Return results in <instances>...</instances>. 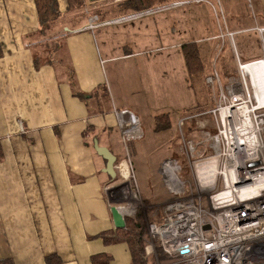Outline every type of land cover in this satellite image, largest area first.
Segmentation results:
<instances>
[{"label": "crops", "instance_id": "0c3cea01", "mask_svg": "<svg viewBox=\"0 0 264 264\" xmlns=\"http://www.w3.org/2000/svg\"><path fill=\"white\" fill-rule=\"evenodd\" d=\"M57 2L60 12H64L66 0ZM95 3H90L91 17L79 25L63 27L76 85L88 95L83 101L72 93L68 81L57 79L52 64L35 66L33 62V55L44 53L45 41L53 42V48L57 40L38 37L33 0H0V256L12 257L15 264H46L47 255L57 256L60 262L56 264H94L97 255L107 256V264H130L125 241L104 243L99 235H114L121 229L114 227L111 200H121L115 205L127 217L121 207H125L124 197L130 189L124 185L109 193L107 190L121 182V166L129 156L119 119L129 122L134 116L139 123V118L129 107H110L103 65L141 56L144 51H129L128 43L156 40L158 33L157 28L154 32L146 27L144 31L125 33L123 25L122 31L115 26L110 32L116 36L119 48L115 50L113 42L105 38L107 28H100L103 44L108 47L102 56L95 31L100 25H109L105 20L112 16L100 19L106 2ZM222 5L228 16L226 29L237 32L235 47H241V37L246 35L249 50L240 51L241 55L258 57L260 45L251 51L249 41L255 37L259 44V36L247 32L254 26H264V0H222ZM97 8L100 13L94 11ZM160 12L158 9L155 14ZM150 14L154 13L142 17ZM207 20L204 30L216 31ZM181 30L189 33L185 24ZM213 35L217 36L215 32ZM130 75L132 80L140 78L137 71ZM116 85H121V80ZM99 86H104L107 94L97 90ZM86 128L92 129L84 131ZM94 138L115 156V176L106 172V160L93 148Z\"/></svg>", "mask_w": 264, "mask_h": 264}, {"label": "built area", "instance_id": "2783aa9c", "mask_svg": "<svg viewBox=\"0 0 264 264\" xmlns=\"http://www.w3.org/2000/svg\"><path fill=\"white\" fill-rule=\"evenodd\" d=\"M252 29L261 54L241 59L234 43L237 32L226 30L237 74L223 83L213 68L205 77L217 90L206 112L214 128L202 129L196 140L181 134L185 168L176 158L159 163L160 180L170 197L160 207L161 222L147 225L144 251L153 256V264H264V26ZM218 36L224 39L223 33ZM119 123L124 143L139 135L130 121L120 118ZM135 212L134 207L126 216ZM157 245L166 259L158 256Z\"/></svg>", "mask_w": 264, "mask_h": 264}, {"label": "rangeland", "instance_id": "374dc122", "mask_svg": "<svg viewBox=\"0 0 264 264\" xmlns=\"http://www.w3.org/2000/svg\"><path fill=\"white\" fill-rule=\"evenodd\" d=\"M184 1L188 2L181 3ZM101 2H106V4L104 15L103 17L100 15V19L112 16L110 20H105V24L109 25L96 27L99 28L96 29L95 33L98 39V49L102 56L105 55L108 47L106 43L103 44L102 37L104 33L103 29L100 28H107L105 34L108 36L105 38L108 42H113L112 46L115 50L119 47L116 36H111L110 34L112 32L111 28L118 26L122 31V27H124L125 33L129 30L144 31V27L152 28L156 32L157 28L158 36L156 35V40L147 42L145 40H136L135 42L128 43L126 46L129 51H144L141 56H133L128 60L121 59V61L105 62L103 65L107 77L106 84L110 107L119 109L121 107H129L139 118L138 125L140 132L132 141L134 142L132 145L135 153L131 154L129 151L128 159L121 166V173L123 174L122 167H124L127 177H120V179L121 182H127L125 186L130 189L129 196L126 195L124 197V203L126 204H123V206H131L136 209L134 216H127L125 219H133L140 213L147 232L148 223L142 212L145 209V205H153L155 214L161 211L160 207L164 203V200H168L170 197L162 182H160V176L157 174L159 163L169 156L178 157L180 161L185 160L182 152L181 134L186 138L196 140L199 138L202 129L212 130L214 128L212 117L206 112L213 106L217 90L205 82L206 75L211 69L215 68L224 83L228 77L236 76L237 74L235 53L230 39L225 35L226 26H229L228 16L224 11L222 0H220L219 5L217 4L218 0H165V4L157 6L158 8L152 7L151 10L147 9L154 14L146 17H142V15L121 20V15H126H124V10L120 9L116 3H122L124 0H101ZM90 3L96 4L95 2L86 0L84 16L72 18L79 22L82 17V20H85V17L88 18L89 15L91 17L93 10L90 9ZM110 4H115V6ZM159 8L162 12L155 14ZM99 10L100 8L94 9L95 12H99ZM118 18L119 20H116ZM206 19L212 22L217 36L221 33L224 34V39L213 35L214 32L211 28H208L209 30L207 29L206 31L204 30L203 25L206 24ZM69 20L72 19L69 18ZM185 20L189 21V23L186 24ZM183 21H185L184 24L189 29L187 35L185 32L182 33L181 30L184 25L182 24ZM219 24L221 29L219 28ZM121 25L123 26L121 27ZM173 30L175 31L174 34L170 36ZM247 33L251 36L256 35L253 29ZM242 36V40L240 41L241 47L239 48L237 44L236 50L237 53L239 52L240 58L246 60L248 58H244L240 51L245 53L249 50V47H247V41L244 38L246 35ZM203 38H206L205 42ZM238 38L236 40L237 43ZM119 40H121V37ZM183 41L197 42L201 50V56L205 61L203 78L201 80L202 84L199 83L194 87L190 81L186 80V70L181 54L182 50L181 46L178 45V42L181 43ZM257 41L255 37L249 41L250 47L252 43L251 51L256 46L258 47ZM45 43L47 47H51V42L45 41ZM169 44L173 45L168 46ZM122 49L124 48H120V51ZM252 57H255V55ZM146 58H150L151 61L145 62ZM134 71L140 74V78L133 80L129 78L130 74ZM117 80H121V85H116ZM196 106H200L204 114L178 122L180 118H185L183 116L188 109ZM163 112L171 113V125L163 131L154 132V115ZM188 124L191 130L185 134L188 131ZM187 177L184 174V178L187 179ZM132 195H134L133 198L131 197ZM156 207H158L157 211H155ZM145 244L146 240L144 246Z\"/></svg>", "mask_w": 264, "mask_h": 264}, {"label": "trees", "instance_id": "16d2710c", "mask_svg": "<svg viewBox=\"0 0 264 264\" xmlns=\"http://www.w3.org/2000/svg\"><path fill=\"white\" fill-rule=\"evenodd\" d=\"M165 0H124V2L116 3L120 9L122 8L124 11V15L140 12L143 10L151 9L152 7L161 6ZM39 28L37 31L38 37L40 39L56 40L54 42V47H46L44 48L43 54H35L33 55V62L35 66H39L41 63H50L55 68V72L58 80L68 81L71 91L74 95L78 96L83 101L87 99V93L82 92L76 85V77L74 74V69L65 46L64 39V31L63 27L65 24H72V26H76L82 23L81 20L75 21L74 17H81L85 15L84 12V0H66V8L64 12H60L58 8L57 0H33ZM114 5L115 4H110ZM118 7V8H119ZM105 8V6L103 7ZM119 9V10H120ZM101 11L99 10V13ZM78 15V16H77ZM80 15V16H79ZM117 16V15H116ZM123 16V15H121ZM74 19H73V18ZM114 17V16H113ZM71 18L72 20H69ZM87 17H85L86 19ZM73 21H75L73 23ZM50 44H53L51 42ZM50 50L55 51L54 54L50 53ZM181 54L184 61V66L187 74V80L191 82V85L194 87L197 84H202L203 71L205 68V61L201 56V50L197 42H186L181 45ZM239 53V52H238ZM2 55L1 43H0V56ZM240 55V54H239ZM64 67V68H63ZM97 90H101L102 94L106 93V88L104 86H99L96 88ZM95 89V91H96ZM89 95H91L89 93ZM207 104V103H206ZM207 107V106H206ZM102 109H99L101 111ZM203 109L200 106H196L188 109V111L184 114L183 117L193 114L201 113ZM154 132L163 131L170 127L171 125V115L168 112H163L154 115ZM186 120V119H185ZM187 122V121H186ZM92 128H86L84 131H89ZM187 133L190 132L191 127L188 124ZM133 140L127 143L128 153L130 151L131 154L135 153L134 147L132 144ZM90 143V142H89ZM129 144V145H128ZM167 158H176L181 163L182 167H186L185 160H181L178 157L169 156ZM145 209L142 210L144 218L147 223H160L162 218V211L154 214V206L153 205H145ZM104 243L109 242H119L125 241L127 243L131 260L130 264H153V257L148 258L144 254V243L147 238V232L145 230L144 223L142 221L141 214H137V216L133 219H125V227L118 229L114 235L101 233L99 235ZM156 251L158 256L164 260L166 259L165 254L162 252L161 248L157 245ZM107 256H94L93 263L94 264H107L108 262ZM60 259L55 255H47L45 256L46 264H56L59 263ZM0 264H15V261L12 257H1L0 256Z\"/></svg>", "mask_w": 264, "mask_h": 264}, {"label": "water", "instance_id": "95a60500", "mask_svg": "<svg viewBox=\"0 0 264 264\" xmlns=\"http://www.w3.org/2000/svg\"><path fill=\"white\" fill-rule=\"evenodd\" d=\"M90 2H95L98 0H89ZM93 148L96 151L97 154L102 156L106 160V172L109 174L115 176V170H114V162H115V156L111 153V151L105 147L98 144V141L96 138L92 141ZM127 185V182H119L111 187L108 188L107 193L121 188V186ZM114 205L110 207V212L112 216V221L115 228H124L125 227V215L120 212V206L115 205V203H121L120 201H110ZM205 228H208V226H205Z\"/></svg>", "mask_w": 264, "mask_h": 264}, {"label": "bare ground", "instance_id": "6f19581e", "mask_svg": "<svg viewBox=\"0 0 264 264\" xmlns=\"http://www.w3.org/2000/svg\"><path fill=\"white\" fill-rule=\"evenodd\" d=\"M127 119V118H126ZM130 123L133 125V130L134 131H136V133H139V127H138V122L136 121V119H134V118H130ZM122 171H123V174L126 176V170L124 169V167H122ZM129 192H127V196H129ZM133 196L134 195H132L131 197L133 198ZM124 213H129V212H131V210H132V207L130 206V207H127V208H125V207H123L122 209H121Z\"/></svg>", "mask_w": 264, "mask_h": 264}, {"label": "flooded vegetation", "instance_id": "af4514ba", "mask_svg": "<svg viewBox=\"0 0 264 264\" xmlns=\"http://www.w3.org/2000/svg\"><path fill=\"white\" fill-rule=\"evenodd\" d=\"M99 1H101V0H98V1H95V2H99ZM103 1V0H102Z\"/></svg>", "mask_w": 264, "mask_h": 264}]
</instances>
